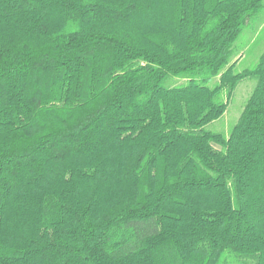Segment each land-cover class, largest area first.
<instances>
[{"label":"trees","instance_id":"trees-1","mask_svg":"<svg viewBox=\"0 0 264 264\" xmlns=\"http://www.w3.org/2000/svg\"><path fill=\"white\" fill-rule=\"evenodd\" d=\"M263 1L0 0V264H264Z\"/></svg>","mask_w":264,"mask_h":264},{"label":"rangeland","instance_id":"rangeland-1","mask_svg":"<svg viewBox=\"0 0 264 264\" xmlns=\"http://www.w3.org/2000/svg\"><path fill=\"white\" fill-rule=\"evenodd\" d=\"M264 3V1H263ZM264 51V10L261 14L251 20L244 28L232 47L231 63L235 62L234 73L252 69L261 53ZM216 80L209 83L214 85ZM169 83V82H168ZM183 83L181 80H173L171 86ZM168 85V84H167ZM255 81L251 79L242 80L234 89L224 115L206 126V130L212 133H219L227 137L233 126L236 124L242 109L253 91ZM169 86V85H168Z\"/></svg>","mask_w":264,"mask_h":264}]
</instances>
